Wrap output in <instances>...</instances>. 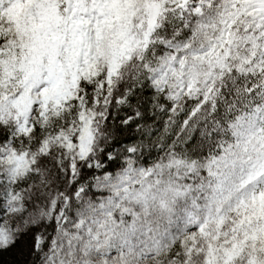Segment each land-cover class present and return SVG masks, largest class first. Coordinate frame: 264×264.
<instances>
[{"label":"snow or ice","instance_id":"1","mask_svg":"<svg viewBox=\"0 0 264 264\" xmlns=\"http://www.w3.org/2000/svg\"><path fill=\"white\" fill-rule=\"evenodd\" d=\"M0 264H264V0H0Z\"/></svg>","mask_w":264,"mask_h":264}]
</instances>
